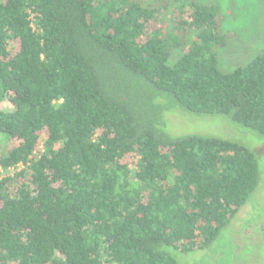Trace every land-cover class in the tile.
<instances>
[{"label": "trees", "instance_id": "16d2710c", "mask_svg": "<svg viewBox=\"0 0 264 264\" xmlns=\"http://www.w3.org/2000/svg\"><path fill=\"white\" fill-rule=\"evenodd\" d=\"M225 45L201 0H0V168L15 169L0 264H181L210 247L257 186L256 155L172 136L164 113L264 140V53L224 72Z\"/></svg>", "mask_w": 264, "mask_h": 264}, {"label": "rangeland", "instance_id": "374dc122", "mask_svg": "<svg viewBox=\"0 0 264 264\" xmlns=\"http://www.w3.org/2000/svg\"><path fill=\"white\" fill-rule=\"evenodd\" d=\"M201 2L213 3L220 10L221 31L226 34V45L218 51L219 67L222 71L227 72L243 66L254 56L264 53V0ZM178 52L173 53L170 62L179 57ZM2 106L7 109L8 102L3 101ZM164 119L166 129L172 136H215L249 148L256 155L259 174L258 184L246 203L221 230L219 238L210 247L191 253H175V257L181 264H263L264 140L249 129L218 114L198 115L175 107L164 113ZM14 171V168L5 171L0 168V177L12 175Z\"/></svg>", "mask_w": 264, "mask_h": 264}]
</instances>
